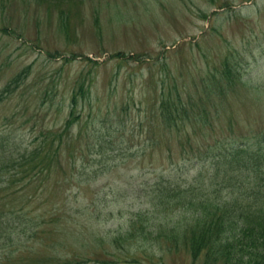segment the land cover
Segmentation results:
<instances>
[{"label":"rangeland","instance_id":"rangeland-1","mask_svg":"<svg viewBox=\"0 0 264 264\" xmlns=\"http://www.w3.org/2000/svg\"><path fill=\"white\" fill-rule=\"evenodd\" d=\"M225 61L235 65L232 82L221 78ZM25 68L19 87L0 103V123H10L25 144L46 128L63 127L79 79L88 95L80 99L81 117L70 134L71 156L64 151L46 191H25L34 194L29 207L45 214L66 209L60 228L88 236L98 231L108 239L127 227L131 213L148 207L140 184L160 172L169 175L174 167L182 168L178 173L190 171L194 159L183 157L204 146V131L207 141L256 139L264 132V94L242 84L264 85V0H0V90ZM171 85L183 100L197 101L212 128L193 131L187 124L188 132L177 133L164 126L161 91ZM208 85L215 91L210 93ZM199 112L185 115L200 121ZM109 127L114 131L108 171L90 180L78 176L83 164L102 157L94 152L95 132ZM43 226L31 251L9 256L0 248V264H38L39 259L138 264L113 260L117 249L108 241H77L55 230L54 223ZM169 251L159 250L163 261L193 264L187 252ZM97 255L107 262L97 263ZM151 258L141 264L158 256Z\"/></svg>","mask_w":264,"mask_h":264},{"label":"trees","instance_id":"trees-1","mask_svg":"<svg viewBox=\"0 0 264 264\" xmlns=\"http://www.w3.org/2000/svg\"><path fill=\"white\" fill-rule=\"evenodd\" d=\"M116 56L123 57L124 53L118 52ZM234 69L231 61L223 63L220 69L223 83L234 80ZM24 73L27 74L26 68L4 85L0 103L19 87ZM238 81L241 82V77ZM242 84L264 94V85L256 87L243 80ZM206 88L210 93L215 91L210 85ZM220 91L224 94L226 88L220 85ZM87 96L83 80L79 79L78 89L72 91L70 111L63 127L46 128L29 144L24 143L15 129L8 128L10 123H0V201L5 199L4 203L0 202V248L8 249L9 256L24 249L31 251L35 239L46 230L43 225L54 223L55 230L77 241L89 237L99 244L108 241L116 247L113 260L117 258L119 263H148L147 258L158 256L151 264H171L159 256V250H171L187 252L193 264H264V132L254 140L216 137L207 141V130L204 131L201 140L204 146L197 149L195 156L188 153L183 157L194 159L190 171L178 173V169L182 170L179 167L169 175L160 172L153 181L140 184L141 190L146 189L148 207L131 213L127 227L118 229L108 239L98 231H90L88 236L82 231L60 228L66 211L61 207L48 211L50 214L31 209L34 194L25 191L29 187L33 193L40 188L47 189L52 175L60 171L64 151L71 156L75 146L70 134L81 117L80 99ZM192 109L200 110V121L187 118L190 115L185 114ZM159 115L164 126L177 133L186 132L187 124L192 125L193 131L214 125L193 97L183 100L178 87L172 85L164 86L161 91ZM113 131L109 127L95 132L97 150L94 152L102 157L88 166L83 164L77 171L78 176L89 175L90 180L108 171L106 159L112 157L108 146L112 145L110 133ZM191 150L194 151L193 146ZM243 176L256 184L249 186ZM142 248L144 256L140 255ZM45 260L39 259L38 264H47ZM93 260L107 262L98 255ZM53 264H74V261L60 259Z\"/></svg>","mask_w":264,"mask_h":264}]
</instances>
